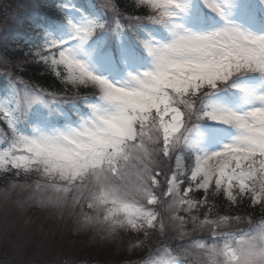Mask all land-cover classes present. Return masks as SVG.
I'll return each instance as SVG.
<instances>
[{"label": "snow or ice", "instance_id": "obj_1", "mask_svg": "<svg viewBox=\"0 0 264 264\" xmlns=\"http://www.w3.org/2000/svg\"><path fill=\"white\" fill-rule=\"evenodd\" d=\"M205 2L224 20L207 32L179 22L187 10L183 0H138L152 14L127 18L115 5L99 3L106 15L116 18L110 29L100 17L77 20L68 14V5L60 4L70 40L76 43L49 39L45 33L43 43L33 45V58L55 72L67 91L60 89L64 94L59 95L11 75L7 77L13 85L20 86L14 89L15 99L11 106L0 100V120L10 130L0 132V169L15 170L17 176L34 170L46 181L37 188L53 189L59 200L74 193L70 203L79 207L85 221L103 223L113 240L124 237L132 249L139 241L140 259L134 264H264V217L248 221L246 230L225 231L223 226L245 218L213 214L215 218L200 220L179 214L208 205L210 188L211 195L225 196L230 207L238 196L264 207V90L240 82L249 74L264 78V32L233 22L215 0ZM121 19L128 27L144 22L161 26L170 38L149 34L141 39L148 67L115 81L97 73L83 56H91L85 48L98 32L119 35L126 27ZM228 35L253 41L255 47L182 50L191 38L215 42ZM61 66L62 71H56ZM227 87L239 89L249 106L236 109L218 103L214 97ZM81 88L93 91H72ZM76 102L88 111L73 120L62 106ZM37 104L53 117L64 116L65 123L38 121L28 131L21 128ZM202 121L229 126L235 135L209 151L202 147ZM177 150L194 157L189 169L181 167ZM194 188L202 190L204 199H192ZM188 224L193 232L207 229V235L196 238L185 231Z\"/></svg>", "mask_w": 264, "mask_h": 264}, {"label": "rangeland", "instance_id": "obj_2", "mask_svg": "<svg viewBox=\"0 0 264 264\" xmlns=\"http://www.w3.org/2000/svg\"><path fill=\"white\" fill-rule=\"evenodd\" d=\"M39 1L25 0L24 6L20 7L22 0H0V67L3 72H6L7 76L16 75L17 79L22 80L23 78L16 71L21 70V66H24L26 62L38 60V58H33L35 49L32 54H28L24 58L15 61L6 57L2 50L6 48V43L10 42H5L7 36L13 37L17 34L16 30L23 29L28 20L34 19V11L31 10L29 12L30 10L26 9L28 6H32V3L36 7ZM41 1L44 2L45 0ZM77 1L60 0V4L68 5V14L77 20L85 17H100L102 19L100 10H97L94 5V0H88L89 7H87V10L81 7ZM246 1L247 3L244 0H215L216 3L220 4L230 14L233 22L255 32H264V30H258L254 26L257 20H259L258 15H254L253 13L255 12V8L253 10L248 9L249 0ZM95 2L114 5L113 0H95ZM183 2L187 5V10L179 22L185 27L193 31L207 32L218 28L224 23L223 18L210 9L205 0H183ZM200 2H202L205 9L202 13L199 7ZM130 4L131 6L134 4L137 5L135 9L139 11L147 10L149 13L153 12L147 5H139L138 0H130ZM257 4L261 13L264 15V4H261V0H257ZM108 10L111 12V7ZM124 17L126 18V16ZM209 24H211V27H207ZM58 27L59 29L44 32L43 37L39 38L38 42L43 43L44 34L48 33L49 39L69 40L70 45H75L76 42L70 40L71 32L66 21L64 25L60 24ZM106 35H108L107 31H104L102 36L98 38L94 36L85 48V51L91 53V56H83L84 59L90 60L91 66L97 73L103 74L112 80L121 81L127 77L129 72L143 70L148 67L150 59L144 61L142 58V53L147 54L142 46H139L141 52L135 53L131 48L123 44L120 50V59L123 64L127 65V68L124 74H116L118 67L114 65L113 56L109 52L101 53L102 51H107L104 49ZM18 65L19 67H17ZM56 71H62V66ZM49 72L52 74L56 84L54 90L59 95H62L67 91V88H65L55 72ZM64 74L66 75V73ZM240 82L248 87L258 89L264 82V78L248 75L242 78ZM16 87L20 86L12 85L8 89L0 90V100H8L11 106L15 99L14 89ZM60 89H64V92L59 91ZM88 89L81 88L73 89L72 91L81 95V92L84 93ZM215 100L218 103L236 109H241L242 106L240 105L247 103L241 91L232 94L231 100L233 106L227 105L229 98H217ZM36 106L38 108L41 107L40 104L34 105L30 111H34ZM2 122L6 123L4 121ZM201 129L205 136L202 147L209 151L220 149L224 143L229 142L235 135L233 134L227 140L220 141L219 143V139L223 137L226 127L204 126ZM0 132H2L1 125ZM179 155L182 163L184 153H180ZM191 160H193V165L194 159L192 158ZM14 173L15 170L6 171L0 169V264H42L45 261L47 262L44 264H63V262L69 264L77 261L81 262L75 264H92L87 263L90 261H97L93 264H101L104 262L107 264H116L124 259L136 261L140 258V254L137 251L140 247L138 240L135 241L137 249H132L124 237L113 240L106 231V225L103 223L97 220L85 221L79 207H74L70 203L74 193L64 194L67 200H59L58 197L60 194L53 189L45 187L37 188L36 185L38 182L44 185L46 181L34 170L26 175L23 172L19 176ZM211 192L212 189L210 188L208 205L197 206L190 213L181 211L179 214L186 219L189 216H195L200 220L215 218L213 214L225 216L220 211L223 206L230 207L227 198L219 194L213 196ZM190 195L194 200L204 199L202 190L196 191L194 188V194ZM209 208H211V212ZM230 208L237 210V213L233 215L234 217H243L245 219L237 220L236 223L223 226V229L229 227L234 228L239 224L246 225L248 221L264 214V207L242 201L239 196L237 197V202L232 204ZM84 211L89 210L84 209ZM170 229L175 230L172 225H170ZM185 231L192 233L194 236L207 235L208 232L207 229L193 232V226L191 224L186 225ZM133 235L136 234L133 233Z\"/></svg>", "mask_w": 264, "mask_h": 264}, {"label": "trees", "instance_id": "obj_3", "mask_svg": "<svg viewBox=\"0 0 264 264\" xmlns=\"http://www.w3.org/2000/svg\"><path fill=\"white\" fill-rule=\"evenodd\" d=\"M116 4L118 5L119 8L127 11V12H131L132 14H137L139 13V10L137 9H133V7L130 5L128 0H115ZM143 13L146 12V10H141ZM51 13H55L56 15H59V13L57 11H52ZM145 14V13H144ZM29 24L32 23L29 22ZM15 47L17 50L11 49V51L14 53L12 54V52L9 49H5L6 53L10 56H22V54L25 52L26 48H29V46H20L17 47V43L12 42L11 45L9 44L7 47L12 48ZM21 75L25 76V78H27L28 80L32 81L33 83H36L40 86L46 87L50 90H53L56 87V84L53 80L52 74L45 68V66L40 63V62H28L25 63V65L23 66V69L20 73ZM82 93V92H81ZM201 194V193H200ZM221 214L224 215H235L237 213V210L234 208H230L227 206H223L221 208L220 211Z\"/></svg>", "mask_w": 264, "mask_h": 264}, {"label": "clouds", "instance_id": "obj_4", "mask_svg": "<svg viewBox=\"0 0 264 264\" xmlns=\"http://www.w3.org/2000/svg\"><path fill=\"white\" fill-rule=\"evenodd\" d=\"M244 45H251L255 47V43L253 41H245L242 37L237 35H228L226 38H221L215 42L211 40L204 41L198 38H191L185 41L182 50L186 52H207L211 49L217 48L218 46L222 50H228L240 49Z\"/></svg>", "mask_w": 264, "mask_h": 264}]
</instances>
